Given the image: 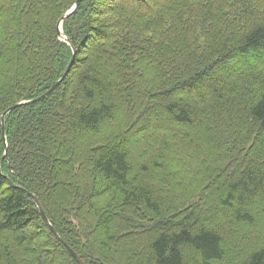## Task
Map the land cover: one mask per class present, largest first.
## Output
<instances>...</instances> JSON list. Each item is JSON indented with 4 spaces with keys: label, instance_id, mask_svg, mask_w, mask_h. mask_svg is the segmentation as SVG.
I'll return each mask as SVG.
<instances>
[{
    "label": "trees",
    "instance_id": "1",
    "mask_svg": "<svg viewBox=\"0 0 264 264\" xmlns=\"http://www.w3.org/2000/svg\"><path fill=\"white\" fill-rule=\"evenodd\" d=\"M76 1L0 0V264H264V0Z\"/></svg>",
    "mask_w": 264,
    "mask_h": 264
},
{
    "label": "water",
    "instance_id": "2",
    "mask_svg": "<svg viewBox=\"0 0 264 264\" xmlns=\"http://www.w3.org/2000/svg\"><path fill=\"white\" fill-rule=\"evenodd\" d=\"M81 2H82V0H77L76 3L71 7V9H70V10H69V11L63 16V20H64L65 18H68L70 15H72V14L76 11L77 7L80 5ZM62 22H63V21H61V23H60V28H59V29H60V34L63 36V28H62L63 23H62ZM63 38H65V37L63 36ZM66 40H67V42L70 43V40H69L68 38H66ZM73 64H74V58L71 60L69 66H68V68H67V71L65 72V74L63 75V77H62V78H61V79H60L55 85H53L52 88H50L46 93H44V94L41 95L40 97H38V98H36V99H34V100L30 101V102H21V103H17V104H15V105L11 106L7 111L4 112V114H3V118H2V126H3V134H4V137H5V131H6V128H5V127H6V126H5L6 116H7V115H8V114H9L14 108H16V107H18V106H20V105H22V104H26V103H31V102L39 101V100H41V99L47 97L49 94H51V93H52V92H53V91H54V90H55V89H56V88H57V87L63 82V80L66 78V76H67L68 72L70 71V69L72 68ZM5 139H6V137H5ZM6 146H8V145H7V142H6ZM6 150H7V148H6ZM31 196L35 199V201L37 202L38 206L40 207L41 213H42V215H43L45 221L47 222V224L50 225V227H51V229L53 230V232L59 237L58 232L55 230V228H54L53 225L51 224L49 218H48L47 215L45 214L43 208L41 207L38 198H37L35 195H33V194H31ZM59 238H60V237H59ZM64 244H65L66 247L69 249V251L73 254V256H74V257H75V258H76L81 264H85V263L83 262V260L79 257V255H78L76 252L73 251V249L69 246V244H68L67 242L64 241Z\"/></svg>",
    "mask_w": 264,
    "mask_h": 264
}]
</instances>
